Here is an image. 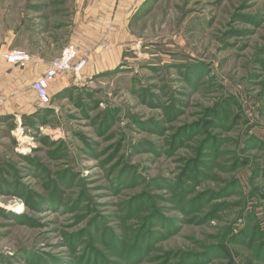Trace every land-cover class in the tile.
Wrapping results in <instances>:
<instances>
[{
  "label": "rangeland",
  "instance_id": "rangeland-1",
  "mask_svg": "<svg viewBox=\"0 0 264 264\" xmlns=\"http://www.w3.org/2000/svg\"><path fill=\"white\" fill-rule=\"evenodd\" d=\"M73 3L0 0V47L59 46ZM129 7L105 66L0 116V264H264V0Z\"/></svg>",
  "mask_w": 264,
  "mask_h": 264
},
{
  "label": "crops",
  "instance_id": "crops-1",
  "mask_svg": "<svg viewBox=\"0 0 264 264\" xmlns=\"http://www.w3.org/2000/svg\"><path fill=\"white\" fill-rule=\"evenodd\" d=\"M73 1L71 23L69 24L70 31L66 33L67 35L61 36L59 46L57 41L56 43L51 42L49 45L52 48L48 49H43L44 46L35 44L33 39L27 37L28 31L34 28L30 25H17L15 23L10 28L12 48L13 45L22 47L28 53L29 60L23 67H14L9 64L6 66L5 60L0 58V116L14 118L31 114L34 111V103L36 102H31L30 97L22 96L23 94L17 85L22 84L30 88L31 82L41 75L49 67L51 61L67 46H73L75 50V55L71 61L72 66L82 59L84 60L83 65L91 68L105 66V61L109 60L113 53V50L106 47H117L118 39L115 37L127 36V16L131 7L129 5L131 3L138 5L145 0H90L84 11L81 10V0ZM18 31H21V35L23 31L25 33L24 44H22V40L21 42L19 40L18 43L20 44L18 45L15 41ZM82 36H85V39H93V42L89 43V46L83 45L80 42ZM66 37L67 43H65ZM94 37L96 38L94 39ZM40 40L42 39L40 38ZM5 48L0 47V54L11 47ZM86 51L89 52L86 54ZM68 70L51 81L48 89L49 94L56 95L67 88L69 84H75L76 79L70 75V69ZM71 74H73L72 71ZM30 91L36 97L31 88Z\"/></svg>",
  "mask_w": 264,
  "mask_h": 264
},
{
  "label": "built area",
  "instance_id": "built-area-1",
  "mask_svg": "<svg viewBox=\"0 0 264 264\" xmlns=\"http://www.w3.org/2000/svg\"><path fill=\"white\" fill-rule=\"evenodd\" d=\"M74 55L75 50L73 49V46H67L56 58L51 61L49 67L31 82L30 88L35 92L37 103L39 105H50L51 99L48 89L52 80L60 77L70 68H74L75 71H77L82 66L84 63L83 59L72 67L71 61ZM1 57H3V59L11 65H18L20 67H23L29 60L28 53L18 47L4 50L1 53Z\"/></svg>",
  "mask_w": 264,
  "mask_h": 264
},
{
  "label": "trees",
  "instance_id": "trees-1",
  "mask_svg": "<svg viewBox=\"0 0 264 264\" xmlns=\"http://www.w3.org/2000/svg\"><path fill=\"white\" fill-rule=\"evenodd\" d=\"M50 95V94H49ZM50 99H51V97H50Z\"/></svg>",
  "mask_w": 264,
  "mask_h": 264
}]
</instances>
